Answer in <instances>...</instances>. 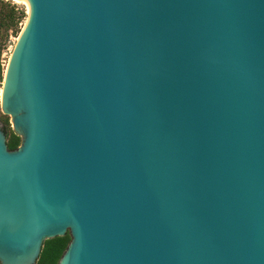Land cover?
Segmentation results:
<instances>
[{"label": "water", "instance_id": "1", "mask_svg": "<svg viewBox=\"0 0 264 264\" xmlns=\"http://www.w3.org/2000/svg\"><path fill=\"white\" fill-rule=\"evenodd\" d=\"M9 1L0 264H264V0Z\"/></svg>", "mask_w": 264, "mask_h": 264}, {"label": "trees", "instance_id": "2", "mask_svg": "<svg viewBox=\"0 0 264 264\" xmlns=\"http://www.w3.org/2000/svg\"><path fill=\"white\" fill-rule=\"evenodd\" d=\"M19 21L18 11L15 6L0 0V57L8 40L10 31L15 30ZM1 72V65H0ZM5 134L6 129H4ZM6 144L9 149H16L20 144V138L11 133L6 135ZM70 242L69 234L46 240L43 243L40 256L36 264H57Z\"/></svg>", "mask_w": 264, "mask_h": 264}, {"label": "rangeland", "instance_id": "3", "mask_svg": "<svg viewBox=\"0 0 264 264\" xmlns=\"http://www.w3.org/2000/svg\"><path fill=\"white\" fill-rule=\"evenodd\" d=\"M1 1L6 2V3L10 4L11 6L16 7V9L18 11L19 21L17 23V27L15 28V30L10 31L8 40L6 42L4 50H3L2 55L0 57V65H1L0 80H1L2 72H3V68H4L7 52L10 49L11 45L13 44V42L15 41V39L17 38V36L19 35L20 31L22 30V28L24 26L26 7H27L22 1H18L16 3L9 1V0H1ZM0 125L2 126V128L6 129L7 138H9V136L11 135V133H13V131L2 120L1 117H0Z\"/></svg>", "mask_w": 264, "mask_h": 264}]
</instances>
